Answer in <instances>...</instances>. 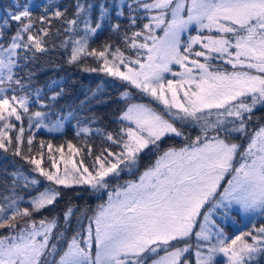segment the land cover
<instances>
[{
  "label": "snow or ice",
  "instance_id": "6c2138e0",
  "mask_svg": "<svg viewBox=\"0 0 264 264\" xmlns=\"http://www.w3.org/2000/svg\"><path fill=\"white\" fill-rule=\"evenodd\" d=\"M33 7L42 9L39 16L42 27L35 33ZM91 8V4L85 6L76 0L74 17L68 19L59 9L49 15L48 4L28 0L21 5L19 0H13L12 6L0 16V38L4 29H9L12 22L17 23L7 45L0 43V149L7 153L15 143L13 155L21 156L33 166L32 172L50 182L43 191L29 197L26 203L30 207H21L24 197L16 196L15 189L34 188L40 180L23 171L11 174L12 194L3 196L5 203L0 204V229H8L6 235H0V264H146L148 255L160 251L164 255L153 259L151 264H189L182 257L190 246L178 247L172 242L188 238L201 215L203 222L199 223L200 230L195 236L197 241L207 243V254L198 244L196 264H214L218 254L227 258V264H246V258L251 260L256 253L264 252V227L256 229V234L241 233L229 243L221 229L213 231L212 213L222 208L227 215V210L235 206L242 213L264 214V124L251 133L248 129L254 109L264 105V0H132L128 4L130 11L143 9L148 16V22L140 30L123 34L126 47L136 50L135 59L126 56L119 47L113 51L107 43L89 50V39L101 29V21L108 12L101 4L99 19L93 26L88 15ZM116 15L123 16L124 12L117 11ZM52 19H60L67 25L64 32L70 33L59 45L65 50L71 48L68 64L92 57L99 67L85 66L83 71L118 78L163 105L159 111L149 104L129 103V93L123 92L121 99L127 107L119 120L128 124H122L117 133L95 130L119 151L104 148L93 157L92 147L85 141L87 155L92 159L90 165L85 163L83 149L68 142L67 154L62 145L54 148L47 144L50 168L45 167L44 141L40 142L38 156H24L21 150L24 127H19L15 141L9 135L16 127L11 118L21 121L22 113L28 115L29 127L33 119L37 120L36 128L48 127L43 122L47 113L30 112L29 95H16L13 85L21 91L26 87L14 71L21 66V59H35L37 53L48 51L44 37L49 36L50 27L43 25L50 26ZM129 22L135 26L136 17L130 15ZM81 24L83 35L79 34ZM193 25L198 33L206 30L208 34L189 35L182 42V34ZM111 27L113 32L120 31L119 23ZM157 29L163 34L157 35ZM21 49L24 52L18 51ZM213 60L223 61L231 70L213 64ZM171 65H178L181 71H173ZM165 73L174 78L166 79ZM6 88L12 89L11 96L5 94ZM60 94L54 92L50 99L55 100ZM213 115L214 120L210 119ZM177 121L195 123L200 134L184 147L164 150L138 180L126 181L124 186L109 191L107 202L98 206V211L89 218L87 235L75 232L62 251L57 243L50 244L57 218L37 222L32 216L54 205L61 196L60 189L54 186L108 189V178L136 168L145 149L152 146L159 151L158 142L162 138L183 136ZM60 127L62 122L48 130L57 131ZM91 132L87 126L78 127L76 135L87 136ZM234 133L245 137L246 145L233 141ZM27 144L31 152L32 136ZM74 157H80L79 161ZM228 176L231 178L223 184ZM206 205L211 206L202 212ZM72 215L73 208L69 205L63 214L66 224ZM55 236L59 241L62 233ZM213 237L215 243H211ZM244 237H251L252 243Z\"/></svg>",
  "mask_w": 264,
  "mask_h": 264
},
{
  "label": "trees",
  "instance_id": "16d2710c",
  "mask_svg": "<svg viewBox=\"0 0 264 264\" xmlns=\"http://www.w3.org/2000/svg\"><path fill=\"white\" fill-rule=\"evenodd\" d=\"M26 2H28V0H19L21 5ZM79 2L85 6L88 4L92 5V8L88 11V15L92 20L93 26L97 19H99L100 5L103 4L108 9L105 18L101 21V29L89 39V50L92 48H101L107 43L111 46L113 51L119 47L126 55L125 52L127 49H130L126 47L123 41V34L127 32L131 35V32L142 28L141 26H143L145 19H142L143 16L140 14V11L131 12L128 6L121 0H79ZM32 3L48 4L49 15L59 9L64 12L66 18L71 19L74 17L76 0H32ZM12 4L13 0H0V16H2L4 10L12 6ZM117 5H119V8ZM12 10L15 11L14 8ZM31 11L33 13L34 22L33 31L35 33L42 27L41 21L39 20L42 9L33 7ZM117 11H123L124 15L118 17L116 15ZM130 15H134L137 19L135 26L130 25ZM116 23L120 24L119 32L112 31L111 26ZM43 27H50L49 36L44 37L48 51L37 53L35 59H29L27 61L21 59L19 61L21 66L14 71L18 77L22 79L26 87L23 91L16 85H13V88L16 89V95H24L25 93L29 95L30 112L43 111L47 113L43 122L48 127L36 128V119H33L32 127H29L28 115L22 113L23 119L21 121H16L14 117L11 118V122L16 127L9 135L13 138V141H15V135L19 127H24L25 132L21 144V150L24 156H38L40 152V142L44 141L43 165L45 167L50 168L47 144L51 143L54 148L62 145L64 152L67 154L68 142L83 149L85 163L90 165L92 159L87 155L85 141L87 145L92 147L93 157L99 154L104 148H108L112 151H119L116 145L107 141L104 136L97 133L95 130L101 129L105 133H117L119 131L123 123L119 120V115L126 105L125 100L120 99V95L126 86L117 78L108 76L103 72L83 71L82 68L85 66L99 67V62L92 57L82 58L78 63L71 65L67 63L71 48L69 47L65 50L59 47V45L70 33L64 32V28L67 27V25L63 24L60 19H52L50 26L44 24ZM16 28L17 23L12 22L9 29H4V36L0 38V43L6 46L10 36L15 32ZM57 29H59V34H57ZM80 29L79 34L83 35L82 24ZM24 39H27L26 35ZM18 51L24 52L23 49ZM27 55L31 56V53H27ZM37 90H39V95H37ZM54 92H60L61 94L55 100H52L50 98ZM5 94L11 96L13 94L12 89L6 88ZM37 100H39L40 103H37ZM139 100L141 101L143 99ZM153 107L159 111L163 110V108L159 106ZM18 110L22 112V110ZM210 119L214 120L215 116L213 115ZM59 122H62V127H60L59 130H48L53 124ZM260 122H264V106L253 111L252 120L249 122L251 126L249 128V133L253 129L258 128ZM0 126H2V124H0ZM85 126L91 128L92 132L87 136H84V134L77 136L76 132L78 127ZM176 126L181 128L184 135L181 137L171 136L162 139L158 142L159 151H164L170 147H175L177 149L181 148L185 144L191 143V141L200 134V128L194 123L181 124L177 121ZM29 136L33 137L31 152L28 151L29 146L27 144ZM232 140L244 145L246 138L238 135L232 137ZM14 147L15 143L13 144V148L7 153L0 149V204L5 203L2 199L3 196L12 194L11 185L13 176L11 174L16 171H23L26 175L36 176L40 180V183L34 186V188L24 189L22 186H18L15 189L16 196L24 197V200L20 201L21 207H30V205L26 203L29 197L37 195L39 191L49 186L50 182L46 181L43 177H39L38 173L32 172L31 169L33 166L28 164L21 156L13 155ZM156 154V150L152 151L146 149L139 155L136 170L128 176L123 172L119 177L121 179H127L128 177L136 178L137 175L143 173L147 167L154 163ZM56 157L57 160H59V153H56ZM74 159L79 161L80 157H74ZM60 167L62 170L63 165L61 164ZM59 189L61 191V196L54 205L43 211H48L50 216L47 217H52V212H56L58 215L62 214L69 205L72 206L73 212H79L82 208H87L89 213L92 208H94V199L90 196L89 190L85 185H73L70 188ZM36 215L37 212L33 213V216ZM4 231H6V228L0 229V235ZM67 238L68 236L63 238L62 241H66ZM59 241L61 245L62 241ZM246 264H264V252H260L254 260Z\"/></svg>",
  "mask_w": 264,
  "mask_h": 264
},
{
  "label": "rangeland",
  "instance_id": "374dc122",
  "mask_svg": "<svg viewBox=\"0 0 264 264\" xmlns=\"http://www.w3.org/2000/svg\"><path fill=\"white\" fill-rule=\"evenodd\" d=\"M121 1L127 6L129 3L132 2V0H121ZM139 11H140V14L144 17V18L142 17V19H145L144 23H147L148 22L147 14L143 11V9H139ZM141 27H143V26H141ZM162 34H163L162 31L157 29V35H162ZM198 34L207 35L208 33L206 30L203 33H198L196 31L194 25L190 26L189 31L187 33L182 34V37H181L182 42H186L189 35L195 36ZM213 34H215V33H213ZM194 48L196 50H200L199 45H195ZM141 52H142L141 58H143V55H144L143 50H141ZM125 53L127 56H129L133 59L136 58V50H131V49L128 50L127 49V51ZM199 59L201 60V62H203V57H201ZM212 63L215 65H221L222 67L227 68L228 70H231V66L224 64L223 61L213 60ZM135 67H138V65H135ZM170 67L172 68L173 71H181V69L179 68L178 65H171ZM164 75H165L166 79H173L174 78L171 73H165ZM122 83H124L126 86V88L122 91V93L125 91H127L129 93V96L127 97V100L129 103H145V104H149L151 107L159 106V107L163 108V105L152 100V98L150 96H147L144 93L140 92V90L136 89L134 86L128 84L127 82H122ZM181 96H182V93H181ZM120 99H121V95H120ZM139 99H143V100L140 101ZM263 106L264 105H257L256 108L254 109V111L256 109L263 107ZM126 107H127V104L125 105L123 111L126 110ZM122 112L120 113L119 116H121ZM122 122H123L122 124H124V125L128 124L127 121H122ZM262 124H264V122H262V123L260 122L259 126ZM250 127H251L250 124H248V129ZM238 135H240V134L234 133V134H232V137H236ZM171 136H174V135H170V136H166V137H171ZM166 137H164V138H166ZM164 138H162V139H164ZM246 143H247V139L244 141V145H246ZM184 146H182V147H184ZM148 149L154 151L152 146H150ZM242 150H243V148H242ZM162 152L163 151H157L156 158L159 154H162ZM142 153H140V154H142ZM156 158H155V160H156ZM134 170H136V168H134L132 171H128L127 169H125V170L121 171L120 174L124 172L128 176L132 172H134ZM140 175H137L136 178H129L128 177L127 179H125V178L121 179L119 176H112V177L108 178V183L110 184L109 188L108 189H100L99 191H95V190L91 189L89 186L85 185L87 187V189L89 190L90 196L94 199V208H92L91 212H89V213H88L87 208H82L79 212H73V215L71 216L70 222L68 224H66L64 221V216H63L64 212L60 215H58V213L56 214V212H52L53 216L47 217V216H50L48 214V211L47 212H43V211L46 210V208H50V206H48L45 209H42L41 211L37 212V215L32 216V219L38 222L39 220L44 219V218H48V219H51L53 217L57 218V227L53 230L54 235L52 237V240L50 241V244L51 243H57L59 249L62 251L66 247L67 241L70 240L71 236L73 234H75V232L80 231L82 236L87 235V232L85 230L89 226V223H90L89 218L93 217L95 215V213L98 211V206L105 204L107 202L109 191H115V189L118 185L124 186L126 181L138 180ZM230 178L231 177L228 176L225 179V181H222V183L226 184L227 179H230ZM54 187L64 188L63 186H60V187L54 186ZM210 206L211 205H206L205 208L202 209V212L207 211V209ZM224 211L225 210L221 208V209L214 210V212L212 213V220L215 222V227H213V231H216V228L221 229L223 232V238L226 239L229 243H230L231 239H234L237 235H240L241 233L252 232L253 234H256V231H255L256 229H258L260 227H264V214H262L259 211L252 212V213H242L235 206L233 208L227 210L228 211L227 215H224ZM39 213H40V215H39ZM237 216H238V218H237ZM202 222H203V215L198 217V223L194 226L193 232L188 238L181 240V241L172 242L174 246H178V247H184L185 244L190 246L189 251L184 253V256L182 257V260H188L189 264H196V251L198 250L197 249L198 244L201 246L200 250L203 251L205 254H207V243L204 241H197V238L195 236V232L200 230L199 229V223H202ZM91 226H92L93 232H94L95 225L92 224ZM7 232H8V229H6V231H4L1 235H6ZM57 233H62V237L60 239L61 241L63 238H66L68 236L66 241L61 242V245H60V241H57V239H56L55 234H57ZM244 239L247 240V242L252 243L251 237H244ZM215 242H216V237H213L211 243H215ZM259 253L260 252L256 253L251 260H247V258H246V263L254 260L258 256ZM93 254H94V248H93ZM163 255H164L163 251H160L156 255H148L147 260H146V264H151L153 259H157L159 256H163ZM52 259H53V257H49V260H52ZM54 259H56V260L59 259V253L54 257ZM214 264H227V258L224 257L223 254H218L215 257Z\"/></svg>",
  "mask_w": 264,
  "mask_h": 264
}]
</instances>
